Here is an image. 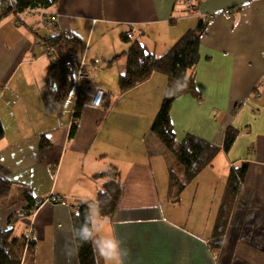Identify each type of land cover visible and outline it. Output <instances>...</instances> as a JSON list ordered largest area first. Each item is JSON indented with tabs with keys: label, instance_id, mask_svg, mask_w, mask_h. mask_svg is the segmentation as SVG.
<instances>
[{
	"label": "crops",
	"instance_id": "0c3cea01",
	"mask_svg": "<svg viewBox=\"0 0 264 264\" xmlns=\"http://www.w3.org/2000/svg\"><path fill=\"white\" fill-rule=\"evenodd\" d=\"M47 13L82 37L86 59L97 68L94 84L107 93L102 106L86 99L73 138L75 98L50 114L40 94L50 66L42 42L53 34ZM21 17L0 21V181L11 186L0 198V226H27L33 264H79L75 206L98 202L108 178L97 174L111 166L120 171L122 194L107 219L129 249L126 264H213L211 255L216 264H264V0H58ZM201 20L206 29L193 72L200 96L173 102L175 131L178 139L193 133L220 147L229 126L240 133L176 200L174 157L150 130L168 79L155 72L118 93L131 46L121 34L162 55ZM96 31L97 41H111L104 56L92 45ZM43 136L50 144L42 148ZM243 161L248 173L227 210L228 177ZM24 191L39 204L30 208L12 195ZM223 214L227 222L215 233Z\"/></svg>",
	"mask_w": 264,
	"mask_h": 264
},
{
	"label": "trees",
	"instance_id": "16d2710c",
	"mask_svg": "<svg viewBox=\"0 0 264 264\" xmlns=\"http://www.w3.org/2000/svg\"><path fill=\"white\" fill-rule=\"evenodd\" d=\"M57 2L58 0H0V21L11 14L16 21L22 22L21 15L23 13L28 11H46L55 6ZM188 2L190 3V0ZM191 6L189 10L193 8L192 3ZM44 23L52 27L53 34L44 38L42 42L45 47V54L49 58L50 66L46 81L40 89V94L44 109L50 114L64 112L69 100L75 98L74 120L69 133V136L73 138L78 130V121L82 108L86 99H91L90 90L91 88L93 89L91 87L86 92L78 89L77 78L79 70L82 69L87 74L93 73L95 75L97 68L95 67V70L92 71L94 68L93 62L86 59L82 37L76 32L62 30L57 23L56 14L47 13L44 16ZM205 29L206 23L201 20L197 28L190 29L184 33L162 55H156L148 50L144 44L137 40H132L128 33L123 32L121 34L124 42H131V46L125 52L126 69L120 75L118 81L121 93H126L132 87L147 80L155 72L165 74L168 79L163 101L150 130L158 136L164 147L174 157L175 161L171 166L170 175V194L176 200H178L180 193L190 182L206 167L213 164L221 148L226 152L232 148L240 133L237 128L229 126L225 133L223 147H220L193 133H187L182 139H178L175 131L171 117L173 102L184 94H190L195 97L200 96L193 72L199 60L200 42ZM71 53L75 55L73 60L70 58ZM118 56L116 55L114 60ZM178 78H186L187 87L174 95L166 94L173 90ZM3 135L4 127L0 121V138ZM49 144L48 139L43 136L41 139L42 148ZM248 168V161H243L239 166L231 168L227 182L228 195L224 203V208L227 207V210H231L239 188L246 179ZM97 175L108 178L107 183L98 193L97 199L102 215L110 217L115 212L121 198V174L118 167L111 166L108 170ZM10 188L8 181L1 180L0 198L8 196ZM24 193L30 200V208L39 204V201L35 200L31 193L28 191H24ZM87 204L82 201L76 204L80 208L77 211L78 213L73 216V227H79L83 223ZM29 210L31 209H28L27 212ZM226 222V214H223L222 217H219L218 223H216L218 231L215 233L220 232ZM9 225L0 226V264H33V253L29 259L26 249L31 250V248H34V241L29 236H14V228H9ZM21 238L24 239L23 243H21ZM76 243L79 264H97L98 258L93 252L91 243L79 241H76ZM99 264H102L101 260H99Z\"/></svg>",
	"mask_w": 264,
	"mask_h": 264
},
{
	"label": "clouds",
	"instance_id": "9594fccd",
	"mask_svg": "<svg viewBox=\"0 0 264 264\" xmlns=\"http://www.w3.org/2000/svg\"><path fill=\"white\" fill-rule=\"evenodd\" d=\"M187 87L186 78H178L166 94L181 92ZM72 240L91 243L93 252L104 264H126L129 256V249L124 245V241L119 239L115 231L109 226L107 217L101 213L98 202L93 201L87 204L84 214V221L79 227L72 228ZM213 264H216L215 255H211Z\"/></svg>",
	"mask_w": 264,
	"mask_h": 264
},
{
	"label": "rangeland",
	"instance_id": "374dc122",
	"mask_svg": "<svg viewBox=\"0 0 264 264\" xmlns=\"http://www.w3.org/2000/svg\"><path fill=\"white\" fill-rule=\"evenodd\" d=\"M97 31L94 33V38H93V42H92V45H93V47L95 48L96 46H98V45H100L101 47H98L96 50L97 51H99V55L100 56H104V55H106L108 52H110V42H109V38H104V39H100V40H98L97 41V39L98 38H100V37H98L97 36ZM97 41V42H96ZM80 50H82V49H80ZM116 90H117V92L118 93H121V89L119 88V86H118V84L116 85ZM121 94H125V93H121ZM70 100H72V98L70 99ZM69 100V101H70ZM12 195L14 196V197H19L20 195H21V198H20V200H22V202H27L28 203V205L30 204V200H28V197L26 196V193H12ZM10 198H12V197H10ZM68 198V197H67ZM8 201H11V199L10 200H8ZM27 226L26 225H23V224H21V225H19V226H16V228H15V230H14V236H28V235H25V234H27ZM23 241H24V239L23 238H21V243H23ZM26 253L28 254L27 256H28V258L32 255V253H33V248H31V250H27L26 249ZM34 254V253H33ZM30 259V258H29Z\"/></svg>",
	"mask_w": 264,
	"mask_h": 264
},
{
	"label": "built area",
	"instance_id": "2783aa9c",
	"mask_svg": "<svg viewBox=\"0 0 264 264\" xmlns=\"http://www.w3.org/2000/svg\"><path fill=\"white\" fill-rule=\"evenodd\" d=\"M229 12V11H228ZM70 58L73 60L75 58L74 53H71ZM83 66V65H82ZM78 89L86 92L93 87V91L90 90L91 104L95 106H102L104 98L106 96L105 89L98 87L94 84L93 74H87L82 69L79 70L77 78ZM80 208L79 205H76L75 209L78 211Z\"/></svg>",
	"mask_w": 264,
	"mask_h": 264
},
{
	"label": "water",
	"instance_id": "95a60500",
	"mask_svg": "<svg viewBox=\"0 0 264 264\" xmlns=\"http://www.w3.org/2000/svg\"><path fill=\"white\" fill-rule=\"evenodd\" d=\"M9 228H11V226H9Z\"/></svg>",
	"mask_w": 264,
	"mask_h": 264
}]
</instances>
